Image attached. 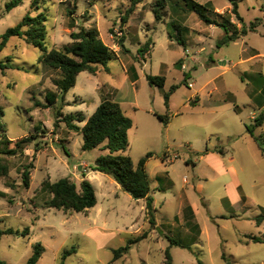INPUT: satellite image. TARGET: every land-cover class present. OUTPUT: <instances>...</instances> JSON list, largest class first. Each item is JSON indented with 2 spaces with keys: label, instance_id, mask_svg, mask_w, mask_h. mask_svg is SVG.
I'll return each mask as SVG.
<instances>
[{
  "label": "rangeland",
  "instance_id": "rangeland-1",
  "mask_svg": "<svg viewBox=\"0 0 264 264\" xmlns=\"http://www.w3.org/2000/svg\"><path fill=\"white\" fill-rule=\"evenodd\" d=\"M10 1L0 0V39L26 15L35 18L44 13L48 50L62 49L72 42L70 34L84 27L97 29L100 38L119 54V59L109 63V73L79 75L76 87L66 95L65 102L71 104L63 112L83 113L90 118L102 103L101 94L106 93L121 104L134 124L128 155L135 164L147 154L153 155L148 174L157 227L150 229L145 200H134L109 183L115 182L111 176L98 172L91 174L97 175L92 182L98 204L89 213L46 208L50 195L43 188L45 181L68 178L79 188L86 172L89 168L94 171L96 159L104 153L99 149L83 151L82 135L58 120L63 105L60 100L54 107H45L46 93L57 91L53 80H60L61 73L39 63L40 48L16 37L0 52V63L12 65L11 69H0L2 122L10 141L30 135L37 140L24 155L4 158L10 173L0 179V228L22 233L29 227L31 234L4 235L0 260L27 264L33 246L41 243L45 253L39 264H61L62 253L74 246L77 253L66 264H167V249L172 264H264V243L247 239L264 234V225L256 223L264 215V155L246 129L261 113L249 105V95L262 87L257 72L264 69V59L240 62L247 48L264 56V25L256 33L218 49L223 31L202 22L179 0H144L126 24L122 17L132 0H38L40 10L32 7L34 0H24L7 12ZM195 1L207 5L208 16L213 19L216 13L231 10L228 0ZM69 11L75 13L70 16ZM239 12L248 25L256 19L264 23V0H242ZM121 38L127 52L118 46ZM147 42L150 50L142 57L138 50ZM249 54L254 55V50ZM220 61H227L229 71L219 65ZM131 66L138 75L135 84L129 80L130 72H125ZM147 75L166 77L165 91L180 85L171 97L169 110L163 92L149 85ZM186 77L188 85L184 83ZM202 90L212 94V99ZM77 97L84 102L76 103ZM155 115H168L170 123L164 125ZM256 134L264 136V126ZM210 153H218L226 172L214 158H201ZM232 156L234 162L229 161ZM166 159L173 163L166 164L162 173L159 166ZM31 163L35 168L27 189L22 172ZM76 166H82L81 170ZM158 175L166 177L162 185ZM104 187L107 196L102 193ZM194 225L201 234L192 228ZM146 231L150 232L148 239L112 262L114 250ZM170 239L187 248L171 246Z\"/></svg>",
  "mask_w": 264,
  "mask_h": 264
},
{
  "label": "trees",
  "instance_id": "trees-1",
  "mask_svg": "<svg viewBox=\"0 0 264 264\" xmlns=\"http://www.w3.org/2000/svg\"><path fill=\"white\" fill-rule=\"evenodd\" d=\"M24 0H11L6 5V11L10 12L17 8ZM183 1L186 9L195 13L199 19L209 26H216L220 28L224 35L217 41L216 47L218 49L235 43L243 37L248 36L249 33L256 32L257 28L262 25V19H256L247 26L244 19L239 12V2L242 0H228L231 4V12L218 14L217 18L208 16L209 8L207 5H200L195 0H179ZM144 0H132V6L127 10L122 21L126 24L130 15L133 14L137 5L143 3ZM38 0H34L32 7L38 6ZM209 5V4H208ZM75 12L69 11L68 14L72 16ZM233 17L241 24L239 28L233 22ZM46 15L40 13L37 17L26 15L22 21L15 27L8 29L0 39V52L6 48L7 44L12 38L25 39L27 43L38 47L42 51L39 58V63L47 66L53 70L60 71V80L54 79L53 84L57 91H48L46 93L47 105L45 107H54L58 101L62 102V106L57 113L58 120L63 122L66 127L83 137V151H93L99 149L104 152V155L98 157L93 165L94 171L111 176L122 190L131 195L136 201H146V219L150 225L151 230L157 227L155 216L154 199L151 196V181L147 170V163L153 157L151 153L146 157L140 159L135 164L132 158L128 155L130 146L129 133L134 124L133 121L124 114L120 103L112 100L110 96L102 94L103 100L96 111L89 119H86L83 113L65 114L63 112L66 106L70 104L65 103L66 95L70 90L76 87L78 77L81 73L87 72L91 75H97L100 72L109 73V63L114 59H119V54L113 51L101 38L97 29H86L81 27L79 31L72 32L70 38L71 43L65 45L62 49L48 50L45 46V40L48 32L45 22ZM75 28V27H74ZM179 36H180V30ZM180 45L184 46L185 42L179 38ZM118 46L127 52L125 48V39L121 38L118 41ZM150 50V43L147 42L142 48L138 50V54L142 57ZM10 58L8 62H10ZM180 64V63H177ZM12 65L9 63L4 65L0 63V69H11ZM133 75V81L138 80V75L133 67L130 69ZM146 79L150 86H156L163 92L164 103L167 110L170 109L171 97L180 88V85H173L169 91H165L166 77L147 75ZM188 77L185 78L184 83L187 84ZM188 85V84H187ZM261 89L264 91V80ZM262 104H257L260 115L255 118L254 122L246 125V129L250 137L256 142L259 150L264 155V136L257 135L256 131L264 126V110H261L264 105V97L262 96ZM234 101V98L231 102ZM38 106L40 104H37ZM236 112H239V107H235ZM4 112L0 109V179L7 178L10 173L8 164L4 161L6 157H16L24 155L27 148L37 140V136L30 135L19 140L10 141L7 137L5 125L2 122ZM164 125L170 123L168 115H155ZM79 124H84L80 126ZM58 127V124L55 125ZM11 145L13 147L11 148ZM39 149L36 148V152ZM35 159V158H34ZM32 161H35V160ZM189 163V162H188ZM35 168L33 163L24 167L22 172L23 186L27 189L31 186V170ZM164 179L159 178L158 181L162 185ZM43 188L50 195L46 201L47 209H56L60 211L76 212L87 214L98 204V198L94 185L87 179L83 180L80 187L68 178L60 179L55 183L45 181ZM1 194V193H0ZM4 195V194H3ZM2 195V196H3ZM258 226L264 225V215L256 219ZM198 234H201L198 225L192 227ZM149 231V230H148ZM133 237L128 240L127 244L119 249L113 251L112 262H117L127 255L130 249L140 242L148 239L150 232ZM31 230L27 227L22 233L14 229L2 230L0 228V243L4 235H22L29 236ZM253 243H264V234L259 236H247ZM171 246H178L187 248L179 241L170 239ZM45 253V248L41 243L33 246V252L27 261V264H39ZM77 253V248L74 246L71 249L65 250L61 255V264H66V260ZM167 264H172V257L170 249L166 251ZM0 264H8L0 260ZM199 264H202L199 261Z\"/></svg>",
  "mask_w": 264,
  "mask_h": 264
},
{
  "label": "crops",
  "instance_id": "crops-1",
  "mask_svg": "<svg viewBox=\"0 0 264 264\" xmlns=\"http://www.w3.org/2000/svg\"><path fill=\"white\" fill-rule=\"evenodd\" d=\"M228 7H230V6H228ZM232 8V7H231ZM231 12V10L228 12V13H230ZM243 18V17H242ZM233 22L235 23V24H237L236 23V21L234 20V17H233ZM245 22V21H244ZM245 24L247 25V26H249L246 22H245ZM262 25H264V23H262ZM261 25V26H262ZM237 26L240 28L241 27V24L238 22V24H237ZM218 29H220V28H218ZM258 29H259V27L257 28V30H256V32L258 31ZM256 32H254V33H256ZM250 34V33H249ZM249 34H248V36H249ZM223 35H224V33H223ZM247 37V36H246ZM244 38V37H243ZM242 38V39H243ZM241 40V39H240ZM239 41V40H238ZM232 44V43H231ZM250 50H254V55H250L249 54V51ZM244 58L243 59H241L240 60V62L242 63V64H248V63H251V62H254V61H256V60H258V59H264V56L258 51V50H256V49H254V48H247L246 50H244ZM227 63V61H220L219 62V65H221V66H223L224 68L226 67V64ZM132 67V66H131ZM131 67L128 69V68H126L125 69V72L128 74L129 72H130V74L131 75H129L128 74V76H129V80L133 83V84H135L136 82H134L133 81V75H132V73H131V71H130V69H131ZM225 70L227 71H229V68H225ZM257 74L259 75V76H261V78H262V81L264 80V69L261 71V72H257ZM244 76H247V73H244ZM248 77V79L250 80L251 78H252V76H247ZM77 85V84H76ZM193 85L194 84H191V86L193 87ZM256 89V88H255ZM256 91H259V93L257 94V92ZM256 91L255 92H253V93H251L250 95H249V100H250V106L251 105H255L258 109H259V107L257 106V104L259 103V104H262V102H263V99H262V96L264 97V91L260 88V89H256ZM202 93L204 94V96L205 97H210V99H212V97H213V95L212 94H210V93H208V92H206V90H202ZM102 95V94H101ZM105 95H108V96H110V98L112 99V97H111V95L110 94H108V93H106ZM196 95H198L199 96V99H200V101H201V96H200V94L199 93H197ZM78 98V99H77ZM76 98V100H75V102L77 103V102H79V101H81V102H84L83 101V99H82V97H77ZM113 100V99H112ZM115 101V100H114ZM66 104H71V102H65ZM170 105H171V103H170ZM261 110H264V105L262 106V108H261ZM254 114H256V113H254ZM254 114H252V116L254 115ZM86 117V116H85ZM252 118H254V117H251V119ZM86 119H89V118H86ZM80 126H83L84 124H79ZM104 153V152H103ZM203 157H208L209 159H212V158H214L215 160H217L219 163H220V167H221V169H222V171L223 172H226L225 171V165H224V163L220 160V158L218 157V153H210V154H208V155H206V156H201V158H203ZM166 158H168V157H166ZM207 158V159H208ZM189 161V163H193L191 160H188ZM230 162H234L235 161V157H231L230 158V160H229ZM171 163H173V160H170V159H166V160H163L162 161V166H159V171H162V173L164 172V166H166V164H171ZM83 165H85V164H83ZM149 165H150V161L147 163V170H148V168H149ZM76 168H78L79 170H81V168H82V166H76ZM87 173V175H86V179L87 180H89L92 184H93V182H92V178H94V177H97V175H95L94 174V176L93 177H91V174H93V173H97V171H93V170H91L90 168H89V170L86 172ZM98 173H100V172H98ZM161 173V174H162ZM159 178H162V179H164V180H166V177H161L160 175H158L157 176V180L159 179ZM171 182V181H170ZM110 184H112V185H115V187H116V189H118V190H122V188H121V186L120 185H118V184H116V181L114 182L113 180H111L110 182H109ZM115 183V184H114ZM102 193L105 195V196H107L108 195V189L106 188V187H104L103 189H102Z\"/></svg>",
  "mask_w": 264,
  "mask_h": 264
},
{
  "label": "built area",
  "instance_id": "built-area-1",
  "mask_svg": "<svg viewBox=\"0 0 264 264\" xmlns=\"http://www.w3.org/2000/svg\"><path fill=\"white\" fill-rule=\"evenodd\" d=\"M186 58L189 59V55H186ZM192 60V59H191ZM193 61V60H192ZM183 69H186V65H183Z\"/></svg>",
  "mask_w": 264,
  "mask_h": 264
}]
</instances>
